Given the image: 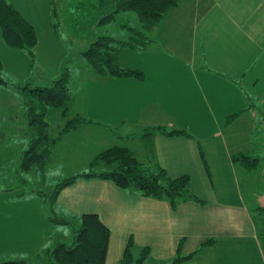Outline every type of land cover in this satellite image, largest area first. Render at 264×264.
Masks as SVG:
<instances>
[{"label":"crops","instance_id":"1","mask_svg":"<svg viewBox=\"0 0 264 264\" xmlns=\"http://www.w3.org/2000/svg\"><path fill=\"white\" fill-rule=\"evenodd\" d=\"M7 1L33 28L36 43L30 57L8 46L0 29L6 82L0 86V263L48 264L43 254L58 231L53 214L44 194L26 189L24 180L12 184L33 135L20 89L27 82L50 86L68 59L67 117L85 122L56 139L47 162L65 143L60 158L67 167L86 165L100 173L110 168L94 171L93 158L122 147L147 172L161 168L170 178L187 176L191 196L172 208L166 200L69 169L60 182L77 178L59 191L54 211L76 219L98 215L109 230L106 264L117 263L130 241L133 257L148 249L143 264H172L178 252L192 254L178 264H264V165L258 155L264 147V0H182L147 33L143 50L120 52L119 64L140 71L141 79L96 75L80 54L90 37L68 47L54 27L51 0ZM119 33L118 40L128 37ZM129 53L138 57L125 63L122 55ZM49 114L51 140L64 119L60 110ZM151 128L184 133L146 135ZM240 155L257 158L255 167H244L235 159ZM208 240L212 244L204 246Z\"/></svg>","mask_w":264,"mask_h":264},{"label":"trees","instance_id":"2","mask_svg":"<svg viewBox=\"0 0 264 264\" xmlns=\"http://www.w3.org/2000/svg\"><path fill=\"white\" fill-rule=\"evenodd\" d=\"M181 1L110 0V10L102 17L96 19L95 22L97 26L114 22L113 26L117 25L119 30L126 31L128 37L118 40L107 33L97 36L96 34L93 35L95 31H88L85 24L87 21L93 22L89 19V16L78 17L85 25L75 28V39L78 38L79 40L84 36L91 39L88 46L80 54L99 77L141 79L142 73L140 71L129 70L119 64L118 56L120 52L123 49L130 51L143 50L150 42L147 33L157 26L170 10L177 8ZM100 3V6H96L97 8L95 9L93 8L95 14L93 13L94 16L90 17H95L96 13L104 7L102 0H100ZM57 4L56 0H51V16L54 20L56 31L61 33L59 25L61 15L58 14ZM119 16L129 19H121ZM74 22L77 23L78 19L75 18ZM0 29L8 46L24 49L32 57L31 50L36 43L34 30L7 0H0ZM80 31H86L87 34L81 36ZM67 64L68 59L62 65L60 75L50 86H32L27 82L20 89L26 106L25 115L28 129L33 133L32 137H30L28 148L21 156L19 163V172L21 173L32 167L42 169L49 156V149L56 139L61 137L65 132L68 133L74 130L80 123L85 122L80 116H75L71 119L67 117L68 104L71 100L69 91L70 70ZM5 84L0 62V86ZM51 110H60L64 119V125L60 135L50 140L47 132L49 127L48 117ZM236 116L237 114L229 116L226 122L231 121ZM157 131L168 136L184 133L183 131L168 132L164 128H151L147 130L146 135ZM235 159L240 161L249 170L253 169L258 161L257 158L245 155L237 156ZM99 163H103V165L110 169L100 173L89 171L78 176L99 177L110 180L117 187L130 193H138L145 197L166 200L172 208H176L180 201L191 196L187 176L170 178L161 168H156L154 172H147L133 153L126 148L111 147L102 151L93 158L90 167H94ZM76 178L77 176L63 180L50 193L38 192L49 197L48 199L52 205L55 203L59 191L72 184ZM73 219L77 220L75 217ZM78 221L80 224L74 230L71 245L63 242L56 243L54 248L47 252L49 253L50 261L53 262L52 264H106L105 259L109 239L108 228L95 213H84L79 216ZM212 242V240H208L203 245L207 246L212 244ZM131 246L130 241L126 246L122 258L114 264H143L148 255V249H142L139 256L134 258L131 254ZM191 256L192 254L182 256L178 252L172 260V264L181 263ZM0 264H25V262L10 261Z\"/></svg>","mask_w":264,"mask_h":264},{"label":"rangeland","instance_id":"3","mask_svg":"<svg viewBox=\"0 0 264 264\" xmlns=\"http://www.w3.org/2000/svg\"><path fill=\"white\" fill-rule=\"evenodd\" d=\"M109 1L110 0H102V4L104 7H102L101 10L98 9L99 11L96 13L95 17H90V16H94L93 15L94 9L100 6L101 4L100 0H56V2L58 3L57 4V10H59L58 14L61 15L60 24H59L61 27V36L71 49L75 46L73 45V43L77 42L74 36L75 28L79 27L80 25L83 26L86 24L88 31L94 30L95 32H98V31L102 33L104 32V33L110 34L115 39H118V37L121 36L117 25L113 26V24H115L114 22H110L108 24H100V26H97V23L95 22L96 19L102 17L107 11L110 10ZM179 7H180V4L177 8ZM172 11L174 12V9L170 10L167 14H169ZM85 15L89 16V19L92 20L93 22L87 21L84 24L82 20L78 18V17H85ZM75 18L78 19V22H77L78 24L74 22ZM119 18L129 19L123 16H119ZM95 32H93V35L96 34ZM80 34L81 36H84L87 33L86 31L85 32L80 31ZM122 51H125V49H123ZM135 54L137 56H134V54L132 53H129V55H122V59L125 63L129 61L132 62V60L138 57V53H135ZM128 64L132 66L135 65L131 63H128ZM48 122H49V126H51V124L53 123V120L50 116H49ZM263 129L264 127L262 126L261 132H263L262 135L264 137ZM52 133H53V129L51 128V134ZM65 146H66L65 143H60L57 149L53 152V154H51V159H52L51 164L47 162L48 160H46L44 167L42 169H37L36 174H33L35 173V171L31 173L33 174L31 175L32 177L24 173L25 171L20 173V176H17V177H15V174H14L13 175L14 182H12V184L22 183L21 181L24 180L22 184L26 189L31 190V186H32L33 187L32 189H34V191L40 190L44 193L46 192L50 193L52 189L55 187L54 185L57 182L59 183L61 181V178L64 177L70 169V167H67L66 164H64L65 161H63L62 158H60ZM258 155L261 157V164L264 165V147H263V151L259 153ZM85 158L88 159L91 157L85 155ZM103 168H109V167H106L105 165L103 166V163H99L94 167V171H101ZM75 169H78L77 171H86V172L89 171L88 166L86 165L85 166L79 165L76 167H72V169L70 170L73 171ZM48 198L49 197L44 196L45 208L47 211L53 214L52 215L53 219H56L54 221H55L56 226L58 227V231L50 245V250L46 249L43 255H44L45 260H48V264H52L53 262L50 261L49 253L47 252L51 251L54 248L55 244L58 242H63L67 245H71L72 239L74 236V230L75 228L79 226L80 223L78 221L79 219L77 218V220H74L72 215L64 216L61 213L54 211L55 209L52 208L53 206L51 205ZM63 221H66V222H63ZM138 254H139V250L137 253H134V257L136 258Z\"/></svg>","mask_w":264,"mask_h":264}]
</instances>
